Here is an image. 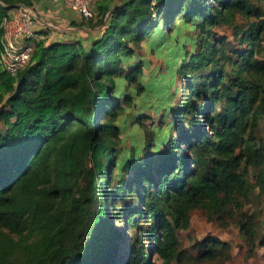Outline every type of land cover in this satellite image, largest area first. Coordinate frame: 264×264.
Returning a JSON list of instances; mask_svg holds the SVG:
<instances>
[{
    "label": "trees",
    "instance_id": "16d2710c",
    "mask_svg": "<svg viewBox=\"0 0 264 264\" xmlns=\"http://www.w3.org/2000/svg\"><path fill=\"white\" fill-rule=\"evenodd\" d=\"M40 1L0 0V24L18 4ZM112 1L96 2L102 28L95 37L38 40L17 74L0 67V264L196 260L178 237L191 212L203 210L219 222L231 218L249 199L248 164H264V144L252 133L264 115V60L255 57L264 0ZM237 15L254 21L239 39L249 49L230 50L233 57L209 36ZM1 35L0 27V52ZM143 43L163 58L166 74L144 80L146 61L133 60L134 47ZM178 74L188 99L175 107L178 88L171 87ZM140 92L141 101H148L142 109L175 118L154 128L150 159L143 160L137 145L115 165L121 129L116 118L125 107L120 99L130 103ZM114 165L116 186L102 189L109 187ZM256 185L264 188L262 171ZM114 218L125 223L123 233L111 229ZM254 218L245 213L238 220L250 243ZM133 227L149 245L129 235ZM12 235L22 237L21 259L13 255ZM209 242L227 247L215 237L204 239L197 245L203 250L199 260L216 258Z\"/></svg>",
    "mask_w": 264,
    "mask_h": 264
},
{
    "label": "rangeland",
    "instance_id": "374dc122",
    "mask_svg": "<svg viewBox=\"0 0 264 264\" xmlns=\"http://www.w3.org/2000/svg\"><path fill=\"white\" fill-rule=\"evenodd\" d=\"M102 0H96V2ZM115 1V0H113ZM112 1V3H114ZM95 2V5H96ZM264 8V5H263ZM50 19L57 22L53 17ZM107 19L109 18L106 17ZM251 21H254V18L244 19L240 16H236L232 25L221 24L212 28V33L209 37L216 38L223 46V50L227 55L236 57L235 53H232L230 50H243L246 51L249 49V46L244 43H239V39L243 36V31L248 30V26ZM65 26L70 29L63 32L64 34H70L72 38L81 37L84 39L95 37L100 33L102 26L98 24V20L95 18L90 21H82L80 23L71 22L66 23ZM134 59L146 61L147 65L144 67L146 76L145 81H149L150 78H154L155 75L159 72L160 74H166L167 68L163 63V58L159 57L155 52H152L148 49L146 43L141 44L139 47H134ZM186 48L189 50L190 45L187 44ZM257 52H255V57L260 60H264V33L261 34L259 45L257 46ZM157 68V71L151 73L153 69ZM225 68L227 71L230 70V65L226 64ZM209 69H205L204 73H209ZM156 73V74H155ZM150 74V75H149ZM197 76V75H195ZM199 83V79L195 81ZM126 93H128V84L125 83L123 86ZM172 90L176 92L173 103L175 107L183 105L184 102L188 99L187 92L183 88V78L181 75H177L175 82L172 85ZM117 92V91H116ZM144 97V92L136 93L132 97V101L129 103L120 99V102L125 106L122 113H120L116 122L120 126L119 139L116 142V163H119L123 156L127 152H131L133 146H139V150L143 155V160H148L152 156L151 148H148V143L152 139L154 133V128L164 127L175 117L170 114L167 117L164 116V110L155 112L150 108H143V105H146L148 101H141V97ZM5 101V97L0 101V108L2 103ZM2 102V103H1ZM144 102V103H143ZM134 113H138L140 116L139 119L134 120L131 117ZM163 119V120H162ZM184 126L188 125V122L182 123ZM4 128L3 122L0 120V130ZM252 130V129H251ZM252 133L256 136L257 139L261 140L264 144V115L260 122L254 127ZM165 148L166 145H163ZM253 154V153H252ZM251 159L253 158L250 155ZM108 163V160L105 159ZM115 165L112 167L113 179L110 180L109 187H104L102 189L109 188L112 190L116 186L115 176L117 174ZM262 171L264 174V164L261 167H257L253 164H248L247 167V179L249 184V199H242V207L238 210H233V216L228 218L223 222L215 218H209L203 210L195 209L191 212L190 225L187 229L179 230L178 237L180 241V248L185 250L186 253L191 254L196 258V260H187L184 259L183 264H264V188H260L256 185V177ZM108 179L105 178L102 180L103 183L108 182ZM105 198L109 199V195L105 194ZM132 196L127 198V201L130 202ZM120 200H117L119 202ZM137 201V200H136ZM137 205L139 203L137 201ZM255 214L254 218V243H250L248 237L243 235L240 229V220L242 214ZM138 217V214L135 215ZM143 224V230L146 229V221L141 219L139 222ZM125 223L121 222L117 218L111 219V229L118 230L123 233ZM130 236L133 239L140 238L142 236L145 243L150 244V240L146 235H141L138 228L133 227L130 231ZM15 242V247L13 250V255L17 259L22 258V249L19 244H17L22 237L19 235H12ZM209 237H215L221 242H226L227 247L220 248L218 243L209 242L208 249L216 251V258L214 260H199L200 254L203 250L199 249V245L204 239ZM23 239L22 241H24ZM152 257L154 255L152 254Z\"/></svg>",
    "mask_w": 264,
    "mask_h": 264
},
{
    "label": "built area",
    "instance_id": "2783aa9c",
    "mask_svg": "<svg viewBox=\"0 0 264 264\" xmlns=\"http://www.w3.org/2000/svg\"><path fill=\"white\" fill-rule=\"evenodd\" d=\"M95 2L96 0H44L33 5L18 4L10 9L0 24L1 69L10 75L17 74L28 64L36 41H57L55 38L58 34L70 29L49 18L52 16L44 15L40 8L51 9L56 5H63L78 19L94 20ZM108 16L110 13L106 14Z\"/></svg>",
    "mask_w": 264,
    "mask_h": 264
},
{
    "label": "crops",
    "instance_id": "0c3cea01",
    "mask_svg": "<svg viewBox=\"0 0 264 264\" xmlns=\"http://www.w3.org/2000/svg\"><path fill=\"white\" fill-rule=\"evenodd\" d=\"M40 12L44 13V15H46V16L47 15L52 16L57 21L58 24L64 25V26L66 23L71 22L74 18H77L74 15V13H72L69 9H67L63 5H56V6L52 7L51 9L40 8ZM68 37H73V36H71L70 34L68 35V34H64V33L58 34L56 36L55 40H61V39H65Z\"/></svg>",
    "mask_w": 264,
    "mask_h": 264
}]
</instances>
